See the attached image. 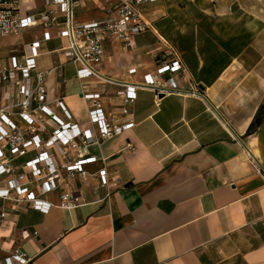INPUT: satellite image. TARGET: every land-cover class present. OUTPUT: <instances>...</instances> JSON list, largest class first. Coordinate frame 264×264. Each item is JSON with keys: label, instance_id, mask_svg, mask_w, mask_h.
Segmentation results:
<instances>
[{"label": "crops", "instance_id": "crops-1", "mask_svg": "<svg viewBox=\"0 0 264 264\" xmlns=\"http://www.w3.org/2000/svg\"><path fill=\"white\" fill-rule=\"evenodd\" d=\"M18 1L20 13L36 19L45 9V0ZM105 10V0H80L72 19H99ZM140 12L148 27L132 48L106 42L100 76L86 80L62 54L57 25L37 20L0 37V63L39 42L36 66L47 71L49 106L59 116L55 98L95 129L87 90L101 92L108 116L133 121L88 146L96 160L85 170H116L118 188L77 179L83 203L72 209L59 206L58 189L46 195L53 205L45 211L12 210L0 199L10 210L0 227L1 264L16 247L26 264H264V117L247 132L264 104V0H160ZM170 49L186 69L182 89L156 97L144 78L174 56ZM126 83L140 84L128 115L117 94Z\"/></svg>", "mask_w": 264, "mask_h": 264}, {"label": "built area", "instance_id": "built-area-1", "mask_svg": "<svg viewBox=\"0 0 264 264\" xmlns=\"http://www.w3.org/2000/svg\"><path fill=\"white\" fill-rule=\"evenodd\" d=\"M157 1L160 0H105L102 18L75 22L73 7L80 0H45V9L37 19L21 14L18 0H0V37L17 34L37 20L45 26L57 25L59 37L66 39L62 54L74 65L76 77L86 80L100 76L98 65L105 55L106 42L117 41L125 51L132 48L135 36L148 27L140 6ZM52 6H58V10ZM57 12L65 14L63 24L58 22ZM44 38L48 39L46 33ZM38 47L39 42L33 41L22 54L0 63V199L11 202L12 210L32 207L45 211L53 205L46 195L58 189L59 206L72 209L83 203L77 179H96L97 185L106 189L122 184L116 170L103 167L89 173L84 166L96 160L88 153L89 145L122 132L133 121L120 122L113 115L108 116L101 92L87 90L82 91V97L90 102L87 121L95 129L73 119L64 101L55 98L51 102L62 112L59 116L49 106L44 84L47 71L36 66ZM170 50L174 56L147 73L141 84L151 87L156 97L182 89L180 81L185 78L186 69L175 51ZM138 85L126 83L117 91L122 99V114H129L127 105L135 99ZM30 152L32 155L27 158ZM17 158L24 160L15 164ZM9 211L0 205V227L8 222ZM29 260L18 247L5 257L6 264H26Z\"/></svg>", "mask_w": 264, "mask_h": 264}, {"label": "trees", "instance_id": "trees-1", "mask_svg": "<svg viewBox=\"0 0 264 264\" xmlns=\"http://www.w3.org/2000/svg\"><path fill=\"white\" fill-rule=\"evenodd\" d=\"M263 117H264V104L260 105V107L258 108L253 120L248 126L247 132L248 133L253 132L256 129V127L260 124Z\"/></svg>", "mask_w": 264, "mask_h": 264}, {"label": "water", "instance_id": "water-1", "mask_svg": "<svg viewBox=\"0 0 264 264\" xmlns=\"http://www.w3.org/2000/svg\"><path fill=\"white\" fill-rule=\"evenodd\" d=\"M164 94H162V93H160V94H158V97H161V96H163Z\"/></svg>", "mask_w": 264, "mask_h": 264}]
</instances>
